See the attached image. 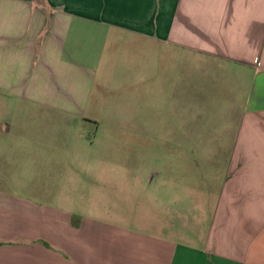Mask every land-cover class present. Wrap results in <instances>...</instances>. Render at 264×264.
<instances>
[{
	"label": "crops",
	"instance_id": "obj_1",
	"mask_svg": "<svg viewBox=\"0 0 264 264\" xmlns=\"http://www.w3.org/2000/svg\"><path fill=\"white\" fill-rule=\"evenodd\" d=\"M0 99L78 130L35 147L27 129H1L17 116L0 118V160L30 157L0 168V264H264V0H0ZM162 110L170 128L195 120L227 138L189 146L227 173L193 184L191 212L166 208L146 228L139 204L115 201L154 179L129 178L138 165L96 141L128 136L111 123L151 131Z\"/></svg>",
	"mask_w": 264,
	"mask_h": 264
},
{
	"label": "rangeland",
	"instance_id": "obj_2",
	"mask_svg": "<svg viewBox=\"0 0 264 264\" xmlns=\"http://www.w3.org/2000/svg\"><path fill=\"white\" fill-rule=\"evenodd\" d=\"M0 102H2L1 99ZM22 107L24 106L19 105L16 108V106H10V104H5L4 102H2V104L0 103V118L4 119L7 118L6 116L10 117L12 115L17 116L16 120L11 123L12 127L7 126L6 123H2L4 125L1 126V129H27L28 132L33 133L29 138L33 141L32 144L35 147L38 146L40 142L44 141L52 143L54 140L61 137L64 131L66 132L67 142L70 144L76 142L78 130L74 124L64 123L57 115L38 111L33 108L22 111L21 109H24ZM194 107L196 110L201 111V105L198 104ZM21 112H23L22 114H28L30 119L20 121V119H18V114ZM41 113L48 115L45 122L39 121L36 117L39 114L41 115ZM148 117H151V114H149ZM160 117V121L153 119V116L151 120H144V125L149 124L147 128H151V131L142 129L138 131L137 127H133V124L137 122L111 123L110 125L113 127L109 128L110 130L116 132L122 131L128 134V136L115 135L112 138H97L96 141V144H100L102 140H107V142H103L105 144L108 143L109 147L108 152L105 154L107 160L112 162H134L138 165L139 168L131 169L129 178L132 179L136 177L141 180H147L149 178L154 179L152 180V185L146 182L145 186H143L141 182L137 183L132 181L131 184L127 186L130 191L131 200L124 202L115 201V203L120 205L123 204L127 206V208L131 206L134 210L135 203L139 204L140 206L137 207L139 220L145 221L144 227L146 228H152L155 221L159 218L158 215L165 214L166 208L169 207L177 206V213H179L178 217H180L183 212H186L192 207L189 199H191V193L196 192L198 188L197 186H193V184L196 185L198 182L202 183V180L206 178L219 177L223 179L227 173V166H225V164H228V161H225L224 158L219 159L215 157L216 160L214 159V161H216V166L209 167L206 162L201 160V155L204 154L189 152V150L193 148L189 147L193 138L194 145H196L197 149L201 150L200 152L217 149L213 147L211 143L213 139L221 140L220 144L223 149L228 148L229 145L226 142L227 138L222 136L219 138L220 136L218 135L215 136L213 134L215 131L208 130V128L207 130H197V125L203 122L195 120L194 129L191 127L190 120L180 118L174 120L170 128L168 125L162 123V119L167 117L165 110H162ZM155 123H159L158 129H161V131H159L161 136H156L153 133ZM41 131H46L48 134L46 133L45 136H42L43 132ZM191 132H194V136H190V134H192ZM216 133H220V129H217ZM83 139V144H91L94 140V138H90L89 136H85ZM184 144L188 148L184 149ZM90 150L91 154H95L93 148ZM186 150L188 151L186 152ZM21 154L23 153H9L7 155L10 158L8 161L0 160V168L3 172L9 173L13 171V167H15L14 163L18 161V159H22L23 157L25 161L30 159V157L26 158ZM230 155L229 153L224 154L227 159H229ZM169 180L178 183V185H165ZM186 182L188 185H185ZM190 182L192 183L190 184ZM160 183L163 184L160 185ZM192 188H195V191H192ZM170 198L172 202L169 201ZM191 210L189 211L191 212Z\"/></svg>",
	"mask_w": 264,
	"mask_h": 264
}]
</instances>
